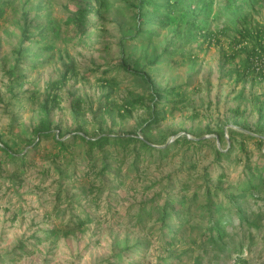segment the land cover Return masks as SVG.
<instances>
[{"label": "trees", "instance_id": "obj_1", "mask_svg": "<svg viewBox=\"0 0 264 264\" xmlns=\"http://www.w3.org/2000/svg\"><path fill=\"white\" fill-rule=\"evenodd\" d=\"M94 1L86 0L81 8L69 11L63 23L57 22L48 13L42 20H37L39 15L31 19H28L26 13L22 15L18 45L13 49L15 59L7 70L10 102L14 100L18 103L25 98L35 101L39 98L33 90L27 71L20 68L21 64L31 59V66L37 67L50 60L55 48V37L60 34L62 24L69 28L70 36L83 43L87 32L94 26L93 23H88V14L98 13L101 7L110 2L124 3L131 19L115 22L119 34V69L129 73L137 84L144 87V92L133 94L131 91L130 97L120 104L111 98V90L103 93L96 108L93 110L90 107L89 110L94 121L98 122L92 131L86 129V121L82 120L85 115L82 98L73 96L71 92L68 103L74 127L64 128L62 119H55V111L60 106V92L66 86L70 68L73 69V60L65 63L60 77L47 84L44 99L37 108V120L31 127L32 136L19 137L25 147L19 149L18 143L10 144L6 139L0 138V174L8 172L9 178L20 182L26 166L32 163L31 150L36 149L44 139L51 138L61 151H69V146L77 144L85 147V164L74 166L71 174L61 171L60 179L72 176L75 180L79 169L86 167L87 170L80 174L82 181L78 188L84 196L90 193L92 195V192L98 194L92 198L95 200L106 188L107 175L120 177V164L126 158L131 157L127 170L137 172L141 166H149L153 160L162 162L169 156L179 154L180 167L167 176L160 177V180L165 178L167 181L164 187L139 207L136 224L146 228L145 232L149 237H143L132 244H128L127 240L121 244L115 240L110 255L99 264H140L136 253L145 255L153 242H156L160 251L156 264H181L183 257L198 263L208 254L215 263L225 260L229 254H238L239 260H242L244 248L253 244L255 236L264 237V150L261 147L264 143V91L252 98L256 113L254 123L246 119H235L230 126L227 123L216 124L215 127L208 125L205 133L191 137L185 131L178 135L179 130H173L170 134L174 137L171 142H167L169 134L159 129L160 122L167 118V93L181 94L178 88L182 85L162 88L156 84L148 69L163 62L165 56L172 53L167 47L160 53L153 52L151 55H138L134 51V46L140 41L152 42L158 37L160 29L170 26H174L178 35L185 32L188 40L200 37L209 44L213 41L219 43L215 33L207 30L206 24L199 20L203 13L207 12L208 15L214 0ZM193 3L195 6L192 9ZM37 5L38 13L44 10L41 3ZM225 7L231 8L232 5ZM263 7L264 0H243L239 4L241 11L233 15L231 23L235 25V33L229 44L230 55L235 57L238 51L245 55L242 65L233 69L236 83L249 77L264 81V72L255 69L256 59L264 55V25L251 24L247 19L248 13ZM8 9L18 10L14 0H0V21ZM231 13L235 12L232 10ZM219 30L222 34L228 32L227 27ZM188 57L194 58L191 53H188ZM106 73L104 70L102 75ZM98 79L104 87L111 88L115 85L113 77L104 75ZM18 87H21L19 91L16 90ZM139 106L145 109L147 115L132 130L114 132L111 127L104 125L103 114H108L112 121L114 116L122 120ZM11 121L12 125L16 123L15 115ZM206 133L213 136L204 137ZM248 140L255 141L258 146L256 158H253V152L247 150ZM206 145H209L212 152V161L194 177L193 172L197 167L195 155ZM232 164L239 165L240 172L234 179L228 180L225 168ZM215 168L220 171L213 179L210 173ZM91 173H94V177L89 179ZM154 183L155 181L149 186ZM57 196L59 198V194ZM66 202L61 209L63 214L66 211L69 213L65 222L43 231L53 241L61 236L83 231L93 220L85 207L78 206L84 213L80 216L74 212L77 202ZM31 238L41 240L35 233ZM29 239L19 241L17 252H27L28 246H32ZM246 239L248 243H245ZM13 252H16L15 249Z\"/></svg>", "mask_w": 264, "mask_h": 264}, {"label": "rangeland", "instance_id": "obj_2", "mask_svg": "<svg viewBox=\"0 0 264 264\" xmlns=\"http://www.w3.org/2000/svg\"><path fill=\"white\" fill-rule=\"evenodd\" d=\"M85 1L14 0L18 10H6L4 18L0 21V138L6 139L10 144L18 143L19 149L25 147L19 137L32 136L31 127L37 120V108L44 99L47 84L58 79L64 70L63 65L71 60L73 69L70 68L66 86L60 92V106L55 111V119H62L64 128L74 127L68 103L71 92L73 96L83 100L85 115L82 120L86 121L88 131H92L98 124L92 118L90 107L93 110L96 108L103 93L111 90V98L120 104L130 97L131 91L133 94L144 92V87L137 84L129 73L119 69V34L115 22L131 19L124 3L110 2L101 7L98 13L88 14L87 21L94 26L87 32L83 43L70 36L69 28L62 24L60 34L55 37V48L50 60L37 67L31 66V59L22 63L20 68L27 71L33 90L39 98L35 101L25 98L18 103L14 100L10 102L7 70L15 59L13 49L18 45L22 15L26 13L28 19L39 15L37 20H42L48 13L57 22L63 23L67 13L76 7L81 8ZM242 1L214 0L208 15L206 12L198 16L200 22L206 24V29L215 33L219 43L213 41L209 44L200 37L188 40L185 32L182 31L178 35L174 26H170L160 29L158 37L152 42L140 41L134 46L138 55L160 53L165 47L172 53L166 55L163 62L148 69L156 84L162 88L182 85L178 88L181 94L167 93V118L159 125L161 131L169 134L167 142L172 141L174 136L170 133L173 130H179L178 135L185 131L188 137H191L205 133L208 125L215 127L216 124L227 123V126H230L235 119H246L254 123L256 113L252 98L264 91V81L249 77L236 83L233 69L242 65L245 55L238 51L235 57H231L229 47L235 33V25L231 22L234 20L233 15L241 11L239 4ZM38 3L44 7L40 13L36 10ZM228 4L232 7L226 8ZM194 6L195 3L191 8ZM232 10L235 13H231ZM247 19L251 24L264 25V7L248 13ZM221 27H227L228 32L220 33ZM188 53L194 58L188 59ZM104 70L107 71L104 75L114 78L115 85L111 88L102 86L98 79L104 76ZM20 89L21 87H18L16 90ZM13 115L16 123L12 125ZM146 115L145 109L139 106L122 120L114 116L112 121L108 114H103L102 117L105 120L104 125L118 132L132 130ZM99 119L98 117L97 120ZM211 136L213 134H204V137ZM261 147L264 150V143ZM84 148L73 144L69 146V151H61L51 138H47L42 140L36 149L31 150L32 163L26 166L20 182L9 178L8 172L0 174V264H99L110 255L115 240L120 244L124 240L132 244L149 235L145 232L146 228L136 224L139 207L143 201H147L164 187L167 181L165 178L160 180V177L167 176L180 167V155L169 156L162 162L153 160L149 166H141L137 172L127 170L126 166L131 162V157L126 158L120 164V177L107 175L106 188L97 199L92 200L98 194L92 192V195L90 193L84 196L78 188L82 181L80 174L87 170L86 167L79 169L75 180L72 176L60 179L61 171L71 174L74 166L85 164ZM247 150L253 152V158H256L258 146L255 141H247ZM212 158L209 145L197 152V167L193 176L197 177ZM219 171L218 168L211 171L213 179ZM225 171L228 180H232L239 174L240 166L232 164L225 168ZM93 177L94 173H91L89 179ZM153 181L154 185L149 186ZM66 200L77 202L74 212L80 216L84 213L78 206L85 207L93 220L83 231L61 236L57 241H53L46 237L43 231L65 222L68 218L67 211L65 214L61 212L67 203ZM33 233L41 240L31 238ZM24 239H29L32 246H28L27 252L19 253L16 247L19 241ZM245 243H248L247 239ZM14 249L16 252H13ZM159 254L156 242L149 246L145 255L136 253L140 264H156ZM241 257L242 260H239L238 254H229L225 260L221 259V262L215 263L208 254L198 263L183 257L181 264H264V237L255 236L253 244L244 248Z\"/></svg>", "mask_w": 264, "mask_h": 264}, {"label": "built area", "instance_id": "obj_3", "mask_svg": "<svg viewBox=\"0 0 264 264\" xmlns=\"http://www.w3.org/2000/svg\"><path fill=\"white\" fill-rule=\"evenodd\" d=\"M255 69L257 71L262 70L264 72V55L261 58L256 59L255 61Z\"/></svg>", "mask_w": 264, "mask_h": 264}]
</instances>
